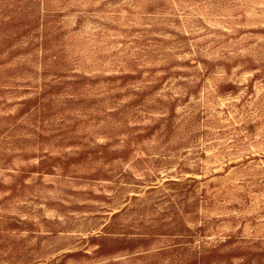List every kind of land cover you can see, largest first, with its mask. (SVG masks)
Instances as JSON below:
<instances>
[{"label": "rangeland", "instance_id": "1", "mask_svg": "<svg viewBox=\"0 0 264 264\" xmlns=\"http://www.w3.org/2000/svg\"><path fill=\"white\" fill-rule=\"evenodd\" d=\"M0 264H264V0H0Z\"/></svg>", "mask_w": 264, "mask_h": 264}]
</instances>
